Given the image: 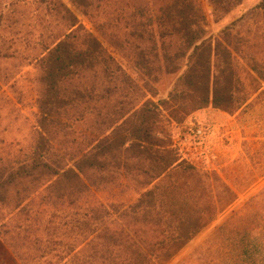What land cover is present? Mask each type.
I'll return each instance as SVG.
<instances>
[{
    "label": "trees",
    "instance_id": "16d2710c",
    "mask_svg": "<svg viewBox=\"0 0 264 264\" xmlns=\"http://www.w3.org/2000/svg\"><path fill=\"white\" fill-rule=\"evenodd\" d=\"M246 1L207 0L216 23ZM207 28L201 0H0V86L25 73L37 110L25 146L0 142L14 264H170L235 203L183 185L170 128L264 96V0ZM242 246L234 264H264Z\"/></svg>",
    "mask_w": 264,
    "mask_h": 264
},
{
    "label": "rangeland",
    "instance_id": "374dc122",
    "mask_svg": "<svg viewBox=\"0 0 264 264\" xmlns=\"http://www.w3.org/2000/svg\"><path fill=\"white\" fill-rule=\"evenodd\" d=\"M261 1L247 0L216 23L212 7L207 0H201L208 18L207 30L218 37ZM78 16L93 30L86 18ZM20 71L26 72L23 63ZM16 78L18 84L14 89L10 88L13 82L0 86V142L21 140L25 146L23 141L24 138L28 141L37 110L33 98L24 93L25 73ZM170 134L181 159L199 171L198 176H184L183 185L187 183L193 188L198 185L203 203L210 196L231 197L227 187L237 195L235 203L185 244L170 264H234L242 245L254 252L255 259L261 260L264 256V96H255L251 105L239 111L208 108L197 112L182 123L172 125ZM174 177L169 179L170 183L180 178ZM203 187L209 190L203 193ZM0 257L7 264H14L1 247Z\"/></svg>",
    "mask_w": 264,
    "mask_h": 264
},
{
    "label": "crops",
    "instance_id": "0c3cea01",
    "mask_svg": "<svg viewBox=\"0 0 264 264\" xmlns=\"http://www.w3.org/2000/svg\"><path fill=\"white\" fill-rule=\"evenodd\" d=\"M1 247V246H0ZM3 249V248H2Z\"/></svg>",
    "mask_w": 264,
    "mask_h": 264
}]
</instances>
